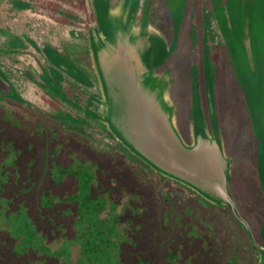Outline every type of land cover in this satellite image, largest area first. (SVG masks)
Returning a JSON list of instances; mask_svg holds the SVG:
<instances>
[{"label":"rangeland","instance_id":"1","mask_svg":"<svg viewBox=\"0 0 264 264\" xmlns=\"http://www.w3.org/2000/svg\"><path fill=\"white\" fill-rule=\"evenodd\" d=\"M142 255L264 264V0H0V264Z\"/></svg>","mask_w":264,"mask_h":264},{"label":"trees","instance_id":"2","mask_svg":"<svg viewBox=\"0 0 264 264\" xmlns=\"http://www.w3.org/2000/svg\"><path fill=\"white\" fill-rule=\"evenodd\" d=\"M151 49H152V48H151ZM151 49H150V50H151ZM88 199H89V197L86 198V201H89ZM52 202H53L52 198H49V200H44V204H45V205H48V204L50 205ZM19 206H20V207H19V210L21 211V213L19 212V214H17V215H19V217L21 216L20 218H26L25 216H23V213H22V212H23L22 208L24 209L23 205H19ZM26 219H27V218H26ZM26 227H28V225H26ZM29 232H30V235H31V236L34 234V231H33L31 228L29 229ZM59 239H61V238H59ZM124 240H125V239H124ZM29 245H30V244H29ZM50 246H51V245H50ZM50 246H49V247H50ZM58 255L60 256V254H58ZM144 257H145V256H144ZM142 258H143V255H142V256H138V257L135 259V260L137 261V264H139V262L143 261ZM125 259H126V255H125ZM171 259H172V258H171ZM127 260L129 261V259H127ZM134 263H135V261H134ZM126 264H128V263H126ZM171 264H172V262H171Z\"/></svg>","mask_w":264,"mask_h":264}]
</instances>
